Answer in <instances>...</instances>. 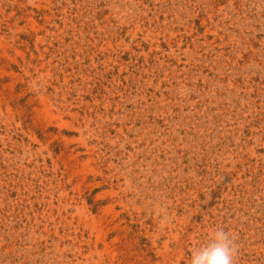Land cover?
Masks as SVG:
<instances>
[{"label": "rangeland", "instance_id": "374dc122", "mask_svg": "<svg viewBox=\"0 0 264 264\" xmlns=\"http://www.w3.org/2000/svg\"><path fill=\"white\" fill-rule=\"evenodd\" d=\"M264 264V0H0V264Z\"/></svg>", "mask_w": 264, "mask_h": 264}, {"label": "clouds", "instance_id": "9594fccd", "mask_svg": "<svg viewBox=\"0 0 264 264\" xmlns=\"http://www.w3.org/2000/svg\"><path fill=\"white\" fill-rule=\"evenodd\" d=\"M235 252L227 232L217 229L209 233L205 244L193 249L189 264H234Z\"/></svg>", "mask_w": 264, "mask_h": 264}]
</instances>
